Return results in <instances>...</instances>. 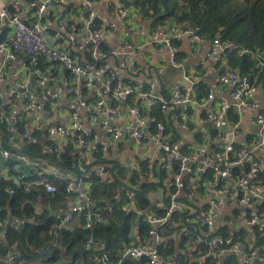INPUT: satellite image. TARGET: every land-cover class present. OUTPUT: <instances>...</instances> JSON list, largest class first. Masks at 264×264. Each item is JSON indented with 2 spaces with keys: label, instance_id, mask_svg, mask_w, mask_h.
<instances>
[{
  "label": "built area",
  "instance_id": "obj_1",
  "mask_svg": "<svg viewBox=\"0 0 264 264\" xmlns=\"http://www.w3.org/2000/svg\"><path fill=\"white\" fill-rule=\"evenodd\" d=\"M62 1L0 0V118L7 127L0 131V177L26 192L41 188L56 195L64 188L68 200L61 211L62 224L85 215L86 228L91 229L93 218H100L90 194L91 182L109 176L104 165L88 169L87 158L102 152L122 162L128 156L125 147L138 152L151 145L162 156L141 154L140 161L147 160L150 170L142 183L158 184L154 171L161 168L164 189H158L145 212L135 209L150 231L146 239L119 254L118 264L126 259L146 264H264V167L260 159L264 112H258L253 124L258 134L248 144L241 136L245 112L256 111L258 94L264 98V52L217 36L211 40L215 63L235 53L253 64L244 74L227 71L233 104L206 82V96L196 100V85L209 77L207 70H185L184 85L167 98L158 92V83L148 77V71L163 73L168 63L181 66L178 45L184 37L199 53L206 40L200 28L173 24L153 29L149 19L144 21L126 6L130 0H75L78 6L66 7L63 20L65 47L61 26H53L47 18L57 14ZM102 6L110 11L107 19L99 16ZM121 32L139 35L137 44L120 39ZM103 44L108 51L100 49ZM142 48H151L156 55L167 52L169 58H137ZM114 62L122 64V69L117 70ZM47 66L51 69L46 70ZM58 67L67 77L53 88ZM32 75L36 83L30 91ZM66 96L74 106L69 109V121L61 126L56 119L58 104ZM85 104L90 107L87 117L82 114ZM231 108L239 117L237 122L230 120ZM154 109L171 118L176 130L196 132L201 141L179 146L163 122L153 129ZM61 112H66V102ZM98 128L108 130V135L100 136ZM37 143L46 146L40 155L30 151ZM68 151L77 157L76 174L52 161H59ZM137 156L122 163L132 173L140 171ZM129 205L134 208L132 202L124 206L125 211ZM4 228L21 230L23 226L15 219L2 218L0 209V243ZM85 247L95 251L104 245L90 235ZM108 263V254L98 262ZM0 264L26 261L11 251L6 258L0 257Z\"/></svg>",
  "mask_w": 264,
  "mask_h": 264
},
{
  "label": "trees",
  "instance_id": "obj_2",
  "mask_svg": "<svg viewBox=\"0 0 264 264\" xmlns=\"http://www.w3.org/2000/svg\"><path fill=\"white\" fill-rule=\"evenodd\" d=\"M126 6H131L133 13L138 12L144 21L149 19L153 29L188 24L189 27L200 28V34L206 40L219 36L223 41L241 48L264 52V0H130ZM100 49L103 51L107 47L103 44ZM224 58L229 69L238 70L242 74L247 73L253 65L248 57H239L235 53L227 54ZM261 79L264 80V75ZM158 92L164 97H170V93L161 86H158ZM206 94L205 82L202 80L196 85V100L201 101ZM135 100L132 98L130 102L134 104ZM233 110L231 108L229 111L230 120L237 122L239 117ZM152 117L155 118L152 128L158 122H163L166 124L167 134L172 133L171 140L177 142L178 135L172 126V119L164 116L160 109H154ZM6 128V123L0 118V131H6ZM216 133L215 129H211L213 136ZM44 144L37 143L30 151L40 155L43 147H46ZM69 147L74 150L72 144ZM52 161L73 174L78 171L77 157L70 151L59 161L55 158ZM139 163L140 171L132 173L122 162L109 159L102 152L95 154L94 162L88 169L104 165L109 177L104 180L95 178L91 182L90 194L95 209L100 210V218H93L91 229L86 228L85 215L74 216L68 224H62L61 211H65V202L68 200L64 188L56 195L48 194L41 188L26 192L0 177L2 218L15 219L23 226L21 230L3 229L0 257L4 259L14 251L26 264H98L103 255L108 254V264H118L119 254L127 246L146 239L150 231L149 224L140 221L135 209L145 212L156 200L158 189H164L163 170L155 167L154 174L160 179L158 184L142 183L150 170L147 160ZM52 181L59 184L58 180ZM129 195H132L131 200ZM132 202L134 208L129 205L125 211L124 206ZM90 235H93L96 242L104 245L102 250L86 249ZM133 235L137 237L134 238ZM121 264H146V261L126 259Z\"/></svg>",
  "mask_w": 264,
  "mask_h": 264
},
{
  "label": "crops",
  "instance_id": "obj_3",
  "mask_svg": "<svg viewBox=\"0 0 264 264\" xmlns=\"http://www.w3.org/2000/svg\"><path fill=\"white\" fill-rule=\"evenodd\" d=\"M76 1H66L63 0L62 3L58 4V6L56 7V12L57 14H50V16H48L47 18H50L52 21V25L53 26H61L62 32H63V41L65 43V47H66V28L63 26L65 23L63 22V20L66 18V7L68 9L74 10L78 5L75 3ZM100 12H99V16L103 19H107L109 18L110 15V11L106 8V7H100ZM69 11V10H67ZM61 16V20L57 21V17ZM146 33V32H145ZM125 40H129L132 42H135L137 44L138 39H139V35L133 33L132 36H130L129 34H124L123 32H121V38H124ZM112 45H114V43H112ZM179 47V54H178V58L180 59L181 63H187L188 64V68L190 69L192 72H194L195 70L197 71H206L209 72V77H207L206 79H204V82H206L207 84H211L214 88L217 89L218 93L225 99L228 100V102L230 104H233V101L229 99L228 97V91H229V85L227 84V80H226V73L229 70V68L226 66V61H220L218 63H215L214 58L211 56V40H205L204 43L202 44V48L201 51L199 53L194 52L193 50V46H191L189 40L184 37L182 39V41L179 43L178 45ZM82 58H80L81 61L84 60V56L81 55ZM137 58H169V55L167 52H164L161 55H156L153 51V49L151 48H142L138 51V57ZM158 60H156L152 65H154L155 63H157ZM168 65V64H167ZM114 67L117 70H121L122 69V64H119V62H114ZM167 67V66H166ZM51 69L50 67H46V70ZM186 69V70H187ZM56 74L55 76H57V79L55 78L52 82V86L53 88H56L58 86V83H55L56 81H61L62 79H64L65 77H67V73L65 70L61 69V68H57L56 69ZM165 74H166V68L164 70L163 73H152V71H148V77L152 80H156L158 83V86H161L162 89L165 88L169 93H171L174 90H171L170 88V80L168 78H165ZM184 79V76H183ZM8 86L11 85V82L8 81L7 82ZM180 85H177V88H179ZM176 88V89H177ZM175 89V90H176ZM66 102V112L62 113L61 112V107L62 105H65ZM255 103H256V111H246L244 116H243V132H242V139L244 141L245 144H248L252 138H254L255 134H258V128L256 126H254V121L256 116L258 115V112L263 113L264 112V98L261 96V94H258L255 98ZM112 104H110L111 106ZM74 106V103L71 102V100L68 99V96L64 97L63 100H61L58 104V114H57V123L61 126L67 124V122L69 121V109H72ZM88 108L86 104L85 106L82 107V114L84 115V117L88 116ZM87 124V121H86ZM212 129V128H211ZM98 133L100 134V136L102 137H106L109 133L108 130L105 129H97ZM174 131L176 133V135H178V139H176V144L179 146H186V145H193L195 146L196 144H198L201 139H198V135L196 134V132H181L178 131L174 128ZM200 140V141H199ZM133 148H126L125 147V151L124 153L128 154V156L126 158H122V163L126 162L127 160H131L132 158H134L135 156H137V159L140 161L141 159H143V157L141 156L142 153H146V155L153 156L155 154V156H162V154H159L158 152L155 151V149L151 146L148 145L147 148H145L144 150H139L138 152L135 151V149L131 150ZM260 159L262 162V165L264 167V150L262 152V154L260 155ZM88 162L90 164H92L94 162V157H90L87 158ZM2 179H4L2 177ZM5 180V179H4ZM19 222V221H18ZM42 262H37L36 264H40ZM43 264V263H42Z\"/></svg>",
  "mask_w": 264,
  "mask_h": 264
},
{
  "label": "rangeland",
  "instance_id": "obj_4",
  "mask_svg": "<svg viewBox=\"0 0 264 264\" xmlns=\"http://www.w3.org/2000/svg\"><path fill=\"white\" fill-rule=\"evenodd\" d=\"M188 68L187 63H182L181 66L175 67L172 64L168 63L166 67L165 78L170 80L171 90H175L177 85L183 86L185 81L183 79L184 72Z\"/></svg>",
  "mask_w": 264,
  "mask_h": 264
},
{
  "label": "water",
  "instance_id": "obj_5",
  "mask_svg": "<svg viewBox=\"0 0 264 264\" xmlns=\"http://www.w3.org/2000/svg\"><path fill=\"white\" fill-rule=\"evenodd\" d=\"M32 83L28 86V89L30 90V91H33V88H32V86L36 83V77L34 76V75H32ZM76 195V194H75ZM74 195V196H75ZM93 211V210H92Z\"/></svg>",
  "mask_w": 264,
  "mask_h": 264
}]
</instances>
